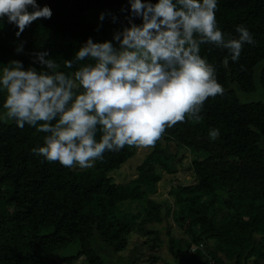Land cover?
Here are the masks:
<instances>
[{
  "label": "trees",
  "instance_id": "1",
  "mask_svg": "<svg viewBox=\"0 0 264 264\" xmlns=\"http://www.w3.org/2000/svg\"><path fill=\"white\" fill-rule=\"evenodd\" d=\"M37 3L49 6L53 15L33 22L20 37L7 17L0 20V71L13 60L40 70L34 54L47 51L59 71L74 73L93 61L77 62L72 69L64 61L74 59L89 38L101 42V31L105 41L115 42L114 34L130 26L129 0ZM217 4V26L225 38H238L236 28L244 25L255 43L245 44L235 62L227 49L200 46L201 57L216 69L223 94L206 100L199 122L167 128L165 145L156 143L129 182L117 183L110 173L135 155L136 146L106 151L93 167L75 170L32 152L44 146L48 133L0 119V264H76L80 258L81 264H111L102 253L124 251L137 231L153 236L156 246L165 242L159 225L170 215L187 235L176 239L167 233L168 252L177 264H264V100L240 98L241 93L264 91V0ZM21 45L23 51L17 52ZM5 99L0 90V116ZM214 128L220 135L212 140ZM185 148L193 153L195 181L171 188V209L153 197L162 178L158 172L175 173V160ZM193 244L203 248L190 254ZM135 263L132 256L119 259V264Z\"/></svg>",
  "mask_w": 264,
  "mask_h": 264
},
{
  "label": "clouds",
  "instance_id": "2",
  "mask_svg": "<svg viewBox=\"0 0 264 264\" xmlns=\"http://www.w3.org/2000/svg\"><path fill=\"white\" fill-rule=\"evenodd\" d=\"M129 3L130 26L114 34L115 44L89 38L64 67L72 69L85 60L93 63L65 73L49 52L42 51L33 60L40 70L25 69L22 61L13 60L0 71V90L6 92L0 119L48 133L44 146L32 149L48 162L91 168L106 151L155 147L167 128L199 122L206 100L224 91L215 67L201 57L200 46L227 49L235 62L245 44L255 43L244 25L236 28L238 38H225L217 26V0ZM52 15V9L40 7L37 0H0V20L7 17L16 25L17 37L33 22ZM99 18L103 21L105 13ZM135 18L142 23L136 24ZM112 19L116 22L117 17ZM22 51L23 45L17 48ZM219 135L215 128L209 132L212 140Z\"/></svg>",
  "mask_w": 264,
  "mask_h": 264
},
{
  "label": "rangeland",
  "instance_id": "3",
  "mask_svg": "<svg viewBox=\"0 0 264 264\" xmlns=\"http://www.w3.org/2000/svg\"><path fill=\"white\" fill-rule=\"evenodd\" d=\"M98 40L101 42L105 41L103 32L101 31H98ZM107 41H109V39ZM113 43L115 44L116 42ZM240 98L244 102L264 100V91L258 90L252 93H241ZM160 142L165 145V140L160 139ZM152 150L153 147H137L135 155L120 169L114 170L110 174L114 177L117 183L129 182L138 176V166L142 163L145 156ZM195 154H197V152ZM192 159L193 153L189 149H181L179 157L175 160L177 171L175 173H166L164 171L158 172L162 178L158 183L157 192L153 194V197L159 203H162L172 209L174 207V200L173 196L170 194L171 188L178 183L189 184L195 181V175L191 167ZM74 169L83 170L86 168L82 169L79 166H76ZM132 209L135 210V204L132 205ZM159 228L160 235L165 240V242L161 245H155V242L152 239L153 236L151 238L149 235L137 231L131 236L127 249L119 253L106 251V246L103 244V250L106 251L105 253H102L104 259L111 264H119V259L121 257L126 259L132 256L136 258L135 264H177L176 260L172 258L168 252V244L166 241L167 233L169 232L176 239L186 238L187 235L185 234L180 222L176 221L172 215L168 216L165 221L159 225ZM152 255H158L159 258L154 261ZM81 261L82 258L76 260V264H81Z\"/></svg>",
  "mask_w": 264,
  "mask_h": 264
},
{
  "label": "built area",
  "instance_id": "4",
  "mask_svg": "<svg viewBox=\"0 0 264 264\" xmlns=\"http://www.w3.org/2000/svg\"><path fill=\"white\" fill-rule=\"evenodd\" d=\"M203 245L202 244H193V246L190 248V254H194L198 249H202ZM211 264H214V262L212 261Z\"/></svg>",
  "mask_w": 264,
  "mask_h": 264
}]
</instances>
